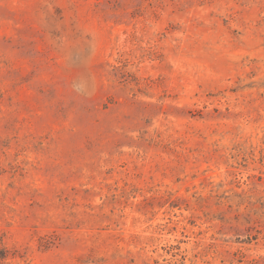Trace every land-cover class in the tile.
Returning a JSON list of instances; mask_svg holds the SVG:
<instances>
[{
	"label": "rangeland",
	"instance_id": "374dc122",
	"mask_svg": "<svg viewBox=\"0 0 264 264\" xmlns=\"http://www.w3.org/2000/svg\"><path fill=\"white\" fill-rule=\"evenodd\" d=\"M0 264H264V0H0Z\"/></svg>",
	"mask_w": 264,
	"mask_h": 264
}]
</instances>
